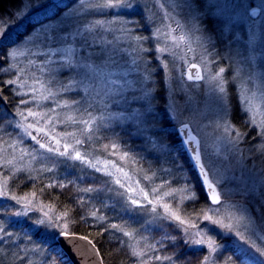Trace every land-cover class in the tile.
<instances>
[{
    "label": "snow or ice",
    "instance_id": "snow-or-ice-1",
    "mask_svg": "<svg viewBox=\"0 0 264 264\" xmlns=\"http://www.w3.org/2000/svg\"><path fill=\"white\" fill-rule=\"evenodd\" d=\"M159 6L162 9L165 8L164 4ZM34 7L43 8L45 5H33L32 0H28L24 10L18 8L7 19L0 18V37L6 36L7 30L17 22V18L22 17L27 9ZM136 7L138 5L134 0H90L89 3L79 5L81 10H90L87 15L104 14V10L111 13L112 10H116L114 18L112 20H89L86 23H78L72 29L41 26L40 31L44 37L42 41L39 40V37L31 40L25 37L29 47L21 51L19 45L13 42L14 46L7 48L5 51L3 62L7 67L0 71L7 74L11 69L16 70L14 78L0 80V101L13 103L15 109L13 114L15 122L9 120L7 126L20 129V133L30 137L34 144L38 145V148L35 146L31 149L24 147L23 139L20 138L0 139V169H2L0 171V197L4 198V206L0 207V214L9 218L31 219L30 214L38 212L40 215L35 220H31L30 229L38 231L43 227L46 232L51 230L52 235L75 236L76 233L70 230V223H75L70 220L71 210L65 206L62 211L57 212L54 210L55 205L53 203L43 202L37 193L44 195L45 188L37 189L35 184L37 176L31 175V173L37 171L33 167L34 164H39L40 170L43 172L53 173L60 158L71 159L110 177L112 184L125 190L121 193L117 189V194L125 197V204L131 207L133 212L143 211L154 222L167 221L169 227L174 226L176 235L164 232L156 241V244L145 243L144 247H140V241L146 240L147 237L137 236L138 229L126 230L123 227L119 228L124 236L131 241L128 244L129 254L136 259V264H149L153 260L167 261V264H192V261L177 249L178 244L189 246L190 251L202 253V256L195 259V264H264V218L257 223L255 217L248 214L251 211L250 209L241 208L224 191L227 181V169L222 170V166L218 167L221 150L217 147L216 152L208 154V158L205 160V153L201 150V142L198 139L199 125L197 124L195 128L192 126L195 114L185 116L184 119H180L179 115L173 114V119L176 120L179 126L177 135L183 137L181 143L189 146L187 151L191 153L192 167L198 169L197 177L200 181V192L203 193V198L206 201L204 204H200L201 197L197 192L196 185L189 182V177L186 174L173 176L171 170L141 169L140 171L143 172L142 179L147 182V184L141 186V180H134L129 172L125 171V168L115 160H101L100 157L94 156L92 152L79 150L80 146L93 139L94 131H99L100 125L106 119L102 113L94 114L90 109H93L96 104L106 109L111 98L109 92L104 90L110 83L108 77L111 75V73H105L104 71L110 59L106 56L109 45L113 46L114 51L120 38L124 37L134 43L132 51L137 53V59L145 63L148 62L145 60V56L149 55L151 50L144 48L143 45L145 42L151 43V37L133 35L136 30L134 26L139 22L126 18L131 14L126 10H134ZM168 7L175 11L181 5L171 3ZM187 7L190 10L199 11L204 6L200 3V0H193V3L188 4ZM209 7L218 6L210 5ZM243 7L247 12L250 6ZM261 9H264V0H261L258 6L251 7V15L255 16ZM120 12H124L125 15L120 16ZM162 19H172L171 14L165 10ZM192 19H195V17ZM117 24L119 25L118 28L113 27ZM161 28L166 30L161 32ZM183 28L184 25L179 22H177V29H172L170 24H162L160 28H156L151 34L152 37L159 38L163 36L165 41H172L171 46L166 44L161 47L157 43L156 52H169L175 56L176 53L173 49L179 48L181 42L190 45L191 32L195 31L200 33L196 37L199 46L207 53L208 49L205 44L212 46V35L206 34L209 30L194 25L187 32L181 31L179 36L173 34L174 31ZM112 32H118L119 36H114L112 40H108L106 36ZM254 38V33L250 34V44H252ZM76 45H79V53ZM32 48L41 51L38 53L32 52ZM261 48L264 49V37L261 39ZM189 50H191L190 47ZM25 53L29 56L40 55L44 57L40 63L46 65L50 73L47 81H42L34 75L29 76L26 69L18 67L16 58L24 56ZM210 55H215L216 61L209 59L208 56ZM260 55L261 61L257 64L255 62L256 50L253 45L251 55L244 58L247 64V73H244L238 67L234 70L233 78L240 79L241 112L245 114V118L241 123L245 128L259 129L257 135L261 142L256 147L264 154V51ZM53 57L57 59L54 60ZM94 57L104 58V63L98 64ZM227 58L232 59L231 55ZM156 59H159V57L157 56ZM202 59L206 61L205 68L207 69L208 65L218 63L224 57L219 52L214 51L203 56ZM9 61L12 62L9 63ZM27 63L29 66L33 65L32 60H28ZM189 67L198 68L199 65L189 64ZM164 68L167 72V63H164ZM44 70V68L41 69L42 72ZM60 70H66L71 74L67 77L66 84L56 81L55 76L51 75V73ZM144 71V80L147 81L150 73L147 68ZM209 73L207 78L208 87L217 94L223 112V115L216 122V128L220 129L222 127L224 135L220 139L235 148L248 133L241 131L240 128L226 118L229 114V105L226 102V85L228 81L224 77L225 67L219 66L214 72L209 69ZM22 76L23 79H21ZM188 79L202 80L204 78L197 72L195 76L189 73ZM101 83H103V88ZM249 84H251V87H249ZM6 86H8V91L13 97L12 101L9 100L8 95L4 94ZM53 88H55V91ZM74 88L83 91L84 95L80 99H57L60 93L72 91ZM141 92L139 98L143 99L150 107V91L142 88ZM76 95L79 96V91L76 92ZM16 97H19V99L15 100ZM48 100H52L54 106L45 109L42 102ZM29 104L33 106L30 107ZM57 109L67 111L58 112ZM58 124L74 127L72 131L57 132L56 125ZM33 132L36 134L34 135ZM233 132L235 135H231ZM20 133H17L18 137ZM193 144H195L194 148L192 147ZM102 147L105 151L111 148V155L118 156L125 163L129 161L135 163V158L131 157L129 152L121 153L117 150L118 144L115 141L104 144ZM49 163H51V167L48 166ZM174 167L179 172L183 171L182 166L174 165ZM157 171L164 172L168 178L158 177ZM22 174L24 179L20 180ZM13 179L20 180V184L31 182L32 189L18 194L15 188L10 187V180ZM157 180H159L158 183ZM69 183L71 184L72 181H69ZM20 184H17L16 187H20ZM53 185H57L62 189L65 188L63 181L55 179H50L46 187L51 188ZM103 187H108L109 191L113 190L107 181H105ZM103 187L88 185L79 191L85 194L94 193L99 196L103 191ZM9 201L14 203H8ZM77 203L83 206V196L80 197ZM145 204L150 207H144ZM189 205H191V208L188 207ZM10 208L15 209V211L9 213ZM89 215L95 217L97 213L91 211ZM100 219H104V217L101 216ZM80 220L86 222L84 216H81ZM198 221L204 223L198 224ZM10 222L23 224L24 221L16 219L14 221L10 220ZM110 227L118 228L119 226L111 224ZM101 231H103V228ZM0 234H3L8 240H12L15 235L6 231L3 220H0ZM24 237L30 243L32 242L27 232L24 233ZM229 237L232 238L231 241ZM80 239L92 244V241L86 235L81 236ZM221 240L224 243H221ZM229 243H231L230 249L227 248ZM156 245H159L161 249L171 246L173 251L171 254L164 256L157 255ZM92 247L95 248V245L93 244ZM225 251H230V254L224 255ZM148 252H151L152 255H148ZM221 256H223V259L220 258ZM45 259L47 264H58L55 257L49 258L45 254ZM101 264H103L102 261Z\"/></svg>",
    "mask_w": 264,
    "mask_h": 264
},
{
    "label": "rangeland",
    "instance_id": "rangeland-1",
    "mask_svg": "<svg viewBox=\"0 0 264 264\" xmlns=\"http://www.w3.org/2000/svg\"><path fill=\"white\" fill-rule=\"evenodd\" d=\"M61 2H63V0H32L33 5L43 4L45 7L29 8L22 17L17 18V21L21 25L27 19L39 17L35 15L53 11L56 5ZM89 2L90 0H77L76 3L66 9L59 17L41 26H53L57 28L67 27L68 29H72L78 23H86L89 20H112L114 18L116 10H112L111 13H109L108 10H104V14L97 13L96 15H87L90 10H81L79 5ZM134 2L138 7L134 10H126L131 13L126 18L139 22L134 26L136 30L133 32V35L151 37V43L145 42L143 45L144 48L151 50L150 54L145 56V60L148 62L145 63L137 59V53L132 51L134 43L124 37L120 38L114 51L113 46L109 45L106 50V56L110 59L104 71L105 73H111V75L108 77L110 83L104 90L109 92L111 98L108 101V107L106 109L102 108L99 104H96L93 109H90L94 114L102 113L106 119L100 125L99 131H94L93 139L87 144L80 146L79 150L82 152H92L94 156L100 157L101 160H115L118 164L123 166L125 171L129 172L135 180L137 179L134 174L135 170L130 169L127 165L128 163L121 161L119 157L112 159L110 156L112 150L105 151L102 147L107 141H113L111 137L113 134L112 130H117L118 128H122L123 130V128H126L134 134L135 146L133 151L131 150L132 152H138L140 149L143 152H150L155 158H164L163 160L166 161L162 163L159 170H171L173 176L186 174L189 177V182L192 183L189 173L183 168L184 156L177 148L175 149V147L169 143L167 135L164 136L165 130L161 125L155 102L157 98L156 86L160 83L162 86V95L164 96V108L172 122L168 131L171 132L173 126L176 127V130L179 127L176 120L173 119V114L179 115L180 119L195 114L192 126L195 128L197 124L199 125L198 139L201 142V150L205 153V160H207L208 154L215 153L216 148H220L221 155L218 161V167L222 166V170L227 169V181L224 191L228 193L231 200L238 203L241 208L250 209L251 211H249L248 214L253 215L256 222L259 223L260 220L264 218V172L249 161L244 151L245 145L243 141L239 143L237 147L233 148L231 145H227L223 139H220L224 135L223 129L222 127L217 129L216 122L223 115L221 110L222 106L218 101L217 94L209 89L207 78L210 74L209 69L214 72L219 66L225 67L224 77L228 81L226 85V102L229 105V114L226 118L230 120L231 93L236 96L241 106L240 79L233 78L234 70L239 67L244 73H247L248 69L244 58L251 55V48L253 45L256 50L255 62L257 64L261 61L260 53L264 51V49L261 48V39L264 37V9L260 10V15L257 19H251L249 17L251 7L258 6L261 0H200V3L204 7L199 11L190 10L187 7L188 4L193 3V0H134ZM171 3H178L181 7L173 11L168 7ZM27 4L28 0H23V4L19 9L24 10ZM160 4H164L165 8H160ZM210 5L218 7L210 8ZM243 6H250L247 12H245ZM165 10L171 14L172 19H162ZM119 15L124 16L125 13L120 12ZM193 17H195V19H192ZM177 22L184 25L183 29L174 31L173 34L177 36L181 34V31L187 32L189 29H192L194 25L201 29L209 30L206 34L212 35V46L205 44V47L208 49L207 53L199 46L196 37L200 35V33L195 31L191 32L190 45L181 42L179 48L173 49L176 53L175 56L171 55L169 52H156L157 43H159L161 47L166 44L171 46L172 41H165L163 36L159 38L152 37V32L156 28H160L162 24H170L172 29H177ZM41 26L36 27L35 31H31L29 33L30 35L26 36L27 39L31 40L39 37V40L42 41L44 37L40 31ZM113 27L118 28L119 25L117 24ZM165 30L166 29L161 28V32ZM253 33L255 38L252 44H250V34ZM114 36H119V33L112 32L107 34L106 38L112 40ZM18 45L21 51L29 47L25 38ZM189 47L191 50H189ZM76 48L79 53V45H76ZM31 51L38 53L41 50L32 48ZM214 51L219 52L224 59L218 63L208 65L206 69V61L203 60L202 57ZM229 55L232 57L231 60L227 58ZM157 56L159 59H156ZM208 58L216 61L215 55H210ZM43 59V56H29L25 53L24 56H18L16 62L19 68L27 70L29 76L34 75L42 81H47L50 73L47 70V66L40 63ZM53 59L56 60L57 58L53 57ZM94 59H96L98 64L104 63V58L102 57H94ZM28 60L33 61L32 66L28 65ZM11 62L12 61H9V63ZM164 63L168 64L167 72L164 68ZM189 64L199 65L202 77L204 78L200 83H192L188 80L187 69ZM42 68L45 69L43 72L41 71ZM145 68H147L150 73V77L147 81L144 80ZM15 71V69H11L8 71L7 75L14 78ZM51 75L55 76L56 81L66 84L67 77L71 74L66 70H60L59 72L51 73ZM23 78L22 76L21 79ZM101 87H104L103 83H101ZM249 87H251V84H249ZM142 88H146L150 91V107H148L143 99L139 98L142 94ZM53 90L55 91V88H53ZM17 91H19V89H17ZM77 91H79V96L76 95ZM83 95L84 93L82 90L74 88L72 91L60 93L57 99H80ZM18 99L19 97L15 98V100ZM25 99H27V97H25ZM42 104L45 109L54 106L52 100L43 101ZM29 106L32 107L33 105L29 104ZM14 111L13 105L9 113L0 110V139L10 140V138H20L23 139L24 147L31 149V147L35 146L38 148V145H35L30 137L20 133V129L7 126V121L12 120L13 123L15 122L13 115ZM57 111L62 112L67 110L57 109ZM73 127L74 126L58 124L56 125V131H72ZM255 131L258 132L259 129ZM17 133H20L19 137ZM33 134L35 135L36 133L33 132ZM231 135H235V133L233 132ZM250 139L252 140V136ZM186 156L188 157L187 153ZM59 160L64 161V158H60ZM67 160L73 163L78 162L79 166L86 168L87 172L105 176L111 181V178L104 173L96 172L87 165H81L79 161ZM174 165L182 166L183 171L179 172ZM48 166L51 167V163H49ZM33 167L37 171L31 173V175L40 176L45 173L40 170L39 164H34ZM0 171H2V169H0ZM157 176H164L165 179L168 178L162 171H158ZM20 178L24 179L23 174ZM14 180L15 179L10 180V184ZM158 182L159 180L157 183ZM181 183H183V181H181ZM28 185V182H25L22 187L27 188ZM144 207L150 206L145 204ZM189 207L191 208V205H189ZM36 213L40 215L38 212ZM203 223V221H198V224ZM229 238L232 239L231 237ZM140 247H143L142 241H140Z\"/></svg>",
    "mask_w": 264,
    "mask_h": 264
},
{
    "label": "trees",
    "instance_id": "trees-1",
    "mask_svg": "<svg viewBox=\"0 0 264 264\" xmlns=\"http://www.w3.org/2000/svg\"><path fill=\"white\" fill-rule=\"evenodd\" d=\"M76 2L77 0H63V2L56 5L53 11L35 15L39 17L27 19L21 25L18 21L15 24H12L7 30L6 36L0 37V70L6 68V64L3 62L4 53L7 48L14 46L13 42L20 44L24 38L33 31V29L56 19ZM22 4L23 0H0V18L7 19L10 15L14 14ZM10 78L11 77L3 73V71H0V80ZM161 87L160 83L156 86L157 98L155 99V102L161 125L165 130L164 136L167 135L169 143H171L175 149L177 148L184 156L183 168L189 173L191 182L196 185L197 192L201 197L200 204H204L206 201L203 198V193L200 192V181L197 177V172L192 167L189 158L186 156L181 140L177 135L176 127L173 126L172 131H168L172 122L164 108V96L162 95ZM4 94L9 96L10 101L13 100V97L8 91V86L5 87ZM12 105L13 103L0 101V110L9 113L11 112ZM244 118L245 114L241 112V106L237 101L236 96L231 93L230 120L240 128L241 131H246L248 133L243 140L245 145L244 151L248 156L249 161L264 172V154H262L256 147L261 140L257 135L258 132L251 127L245 128L242 125L241 122ZM112 133L111 137L113 138V141L118 144L117 150L121 153L125 151L129 152L130 156L135 158V163L129 161L127 165L130 169L135 170V176L137 179L141 180V186H144L147 182L143 181V172L140 170H147L149 168L152 170H159L162 163L166 160H163L164 158H155L150 152H143L140 149L138 152H132L135 146V141L134 134L129 129L123 128L122 130V128H118L117 130H112ZM251 136L252 140L250 139ZM109 143L110 141L106 142V144ZM109 150L111 151L112 149L109 148L108 151ZM110 156L112 159L118 157L112 156L111 154ZM50 179L63 181L65 183V188H59L57 185L47 188L46 185L49 183ZM20 180H23V178H20ZM20 180L12 181L10 187L15 188L18 193L32 189L31 182H28L29 185L27 188H23L22 185L24 183L20 184ZM69 181H72V183L70 184ZM105 181H107L109 186L113 189L112 191H109L108 187H103ZM17 184H20V187L17 188ZM35 184L37 189L41 187L45 188L44 195H40L39 192L37 194L43 202L53 203L55 205V211H62L65 206L71 210L70 220L75 223H70V230L75 232L76 235L88 236L89 240L92 241L98 249L104 264H136V259L129 254L128 244L131 241H129L128 237L124 236L123 232L119 230L121 227L126 230L132 228L138 229L137 236L147 237L146 240H141L143 242V247L145 243L156 244V241L164 232H168L170 235L177 234L174 226H168L169 222H154L151 217L143 211L133 212L131 207L125 204V197L117 194V189L121 193L125 192L124 190L120 189L119 186L112 184V182L105 176L96 175L93 172H87L86 168L80 167L78 162L73 163L68 160L65 161V159L64 161H57L55 172H45L44 174L37 176ZM88 185H93V187H103V191L99 196L94 193L85 194L79 191L80 189L86 188ZM81 196H83L84 200L83 206L77 203ZM89 201H91V203H89ZM8 203L14 202L9 201ZM3 206L4 199L0 198V207ZM197 207H199V205H197ZM13 211H15V209H9V213ZM91 211H95L97 215L95 217L89 215ZM38 216L37 213L30 214L31 219H28L17 217L9 218L0 214V220H3L6 225V231L15 234L12 240H8L7 237L0 234V264H47L45 254H47L49 258L55 257L58 264H72L68 256L57 243L58 235H52L51 230L46 232L43 227L38 231L29 228L31 220H35ZM81 216L85 217L86 222L80 220ZM101 216L104 217V219H100ZM16 219H22L24 221L23 224L10 222V220L14 221ZM111 224H116L119 227L111 228ZM102 228L103 231H101ZM25 232H27L28 236L31 238V243L25 239ZM229 240L231 241L230 238ZM221 243H224V241L221 240ZM176 247L192 261V264H195L196 258L202 256V253L190 251L189 246L178 244ZM227 248H231V243L227 245ZM172 251L173 248L171 246L161 249L159 245H156L157 255L164 256L166 254H171ZM229 254L230 251H225L224 253V255ZM148 255H152V253L148 252ZM220 258L223 259V256ZM149 264H167V261L153 260L150 261Z\"/></svg>",
    "mask_w": 264,
    "mask_h": 264
},
{
    "label": "water",
    "instance_id": "water-1",
    "mask_svg": "<svg viewBox=\"0 0 264 264\" xmlns=\"http://www.w3.org/2000/svg\"><path fill=\"white\" fill-rule=\"evenodd\" d=\"M259 15H260V10L257 12L255 16L251 15V10L249 12V17L251 19H257ZM197 72H199L200 75L202 76V72L199 67L198 68L189 67L187 70V78L189 73L195 76ZM189 81L193 83H199L202 80H189ZM179 138L180 140L183 139V137L181 136H179ZM183 146H185V149L187 151V148L189 146L185 144H183ZM192 147L194 148L195 144H193ZM187 154L190 158L191 153L187 151ZM191 163H193L192 160ZM195 171L198 173V169H195ZM80 237L81 236L79 235H75V236L69 235L67 237L59 236L57 238V243L59 244L63 252L68 256L72 264H101V261L103 262V260L96 246L95 248H93L92 247L93 243L89 244L88 241L81 240Z\"/></svg>",
    "mask_w": 264,
    "mask_h": 264
}]
</instances>
